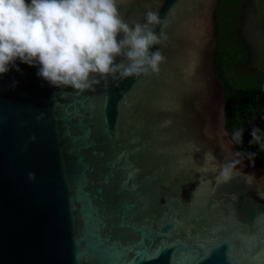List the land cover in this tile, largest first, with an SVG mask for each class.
Here are the masks:
<instances>
[{"label":"water","instance_id":"1","mask_svg":"<svg viewBox=\"0 0 264 264\" xmlns=\"http://www.w3.org/2000/svg\"><path fill=\"white\" fill-rule=\"evenodd\" d=\"M219 1L119 0L126 22L144 23L149 9L169 20L167 41L150 49L166 58L159 74L82 93L19 59L0 76V264L264 256V168L245 159L230 182L216 180L237 151L215 65ZM254 19L245 13L243 33L259 50Z\"/></svg>","mask_w":264,"mask_h":264},{"label":"clouds","instance_id":"2","mask_svg":"<svg viewBox=\"0 0 264 264\" xmlns=\"http://www.w3.org/2000/svg\"><path fill=\"white\" fill-rule=\"evenodd\" d=\"M118 4L119 0H0V76L19 59L29 66L39 65L36 74L51 86L82 93L94 91L108 77L122 80L159 74L166 58L160 49H150L167 41L164 29L169 20L149 9L144 23L126 22ZM157 25L158 35L153 30ZM117 57L128 63H116ZM15 85L13 81L11 87ZM243 133L242 127L233 131L231 142L241 145ZM250 136L249 145L256 144L264 152V130L253 126ZM256 156L238 149L234 159L217 164V182H230L239 171L237 165L245 159L254 165ZM28 175L35 177L32 172Z\"/></svg>","mask_w":264,"mask_h":264},{"label":"trees","instance_id":"3","mask_svg":"<svg viewBox=\"0 0 264 264\" xmlns=\"http://www.w3.org/2000/svg\"><path fill=\"white\" fill-rule=\"evenodd\" d=\"M223 6H228L230 13H220ZM248 12L255 18L254 29L261 39V31L264 32V0L218 2L215 13V65L217 77L225 91V128L229 137L231 139L233 131L242 127L243 143L235 144L236 150L256 152L254 165L264 168V152L259 150L258 145L248 143L253 126L264 130V36L260 50H255L246 42L244 33L240 34V18Z\"/></svg>","mask_w":264,"mask_h":264},{"label":"flooded vegetation","instance_id":"4","mask_svg":"<svg viewBox=\"0 0 264 264\" xmlns=\"http://www.w3.org/2000/svg\"><path fill=\"white\" fill-rule=\"evenodd\" d=\"M219 11H220V13L228 14V13H230V8L228 6L227 7L223 6V7L220 8ZM243 25H244V16H241V18H240V27H239L240 34L243 33ZM220 36L223 37V33H221Z\"/></svg>","mask_w":264,"mask_h":264},{"label":"snow or ice","instance_id":"5","mask_svg":"<svg viewBox=\"0 0 264 264\" xmlns=\"http://www.w3.org/2000/svg\"><path fill=\"white\" fill-rule=\"evenodd\" d=\"M240 264H264V256L260 255L259 259H254L249 262L240 261Z\"/></svg>","mask_w":264,"mask_h":264}]
</instances>
